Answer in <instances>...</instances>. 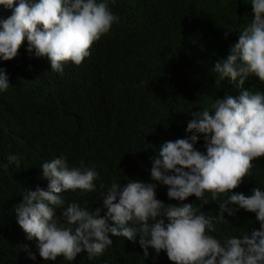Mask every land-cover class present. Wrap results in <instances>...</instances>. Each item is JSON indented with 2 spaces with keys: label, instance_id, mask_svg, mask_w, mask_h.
<instances>
[{
  "label": "trees",
  "instance_id": "16d2710c",
  "mask_svg": "<svg viewBox=\"0 0 264 264\" xmlns=\"http://www.w3.org/2000/svg\"><path fill=\"white\" fill-rule=\"evenodd\" d=\"M108 2L119 21L79 66L68 62L63 74L54 72L47 57L27 51V40L15 58L0 60L10 83L0 91V264H172L166 251L157 254L151 247L145 257L139 237L133 242L111 235L113 244L103 255L89 259L82 251L74 261L58 257L45 262L39 242L28 239L17 223L15 207L25 189H47L40 167L44 162L64 156L69 167L83 162L84 168L97 171L96 191H65L62 198L65 206L100 207L104 215L101 195L113 182H154L151 168L158 148L192 135L186 131L191 111L226 94L239 95L228 79H218L213 67L238 42V32L225 36L227 28L242 31L254 18L251 0ZM11 14L0 6V19ZM245 89L264 92V83L252 76ZM195 148L206 152L202 135ZM10 155L17 156L19 167L9 162ZM253 164L233 194L251 195L256 187L264 191V156ZM167 191L157 183L156 198L166 205L181 203L170 200ZM205 199L208 204L195 196L183 203H192L206 216L217 215L227 196L212 202L205 193ZM228 207L235 215L225 212L227 221L210 235L223 241L260 228L255 213L235 204ZM56 211L60 215L62 210Z\"/></svg>",
  "mask_w": 264,
  "mask_h": 264
},
{
  "label": "clouds",
  "instance_id": "9594fccd",
  "mask_svg": "<svg viewBox=\"0 0 264 264\" xmlns=\"http://www.w3.org/2000/svg\"><path fill=\"white\" fill-rule=\"evenodd\" d=\"M251 5L250 25L242 31L227 28L225 36L238 32V42L213 67L218 79H228L239 95L226 94L191 111L186 131L192 135L158 148L151 168L153 183L113 182L101 195L106 209L101 215L100 207L90 210L77 202L65 206L62 198L65 191H96L97 171L84 168L83 162L81 167H69L64 156L40 166L47 189H25L15 212L28 239L39 242L45 262L58 257L74 261L82 251L89 259L103 255L113 244L111 235L133 242L139 237L145 257L151 247L157 254L166 251L172 264H264V191L256 187L251 195L233 194L249 176L253 161L264 156V92L245 89L252 76L264 83V0H251ZM0 6L12 10L8 18L0 19V60L15 58L27 40V51L47 57L51 70L60 74L68 62L79 66L90 56L92 45L119 21L108 0H0ZM9 86L6 71L0 68V91ZM201 135L206 152L195 148ZM8 160L19 167L17 156ZM157 183L167 186L170 200L181 203L158 200ZM205 193L211 194L212 202L227 196L218 204L219 214L206 216L192 203H183L195 196L208 204ZM229 204L255 213L260 228L223 241L210 235L217 224L227 221L225 212L235 215Z\"/></svg>",
  "mask_w": 264,
  "mask_h": 264
}]
</instances>
